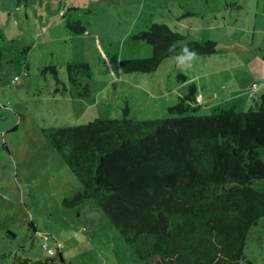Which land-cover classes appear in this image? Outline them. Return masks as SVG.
Listing matches in <instances>:
<instances>
[{
	"label": "rangeland",
	"instance_id": "374dc122",
	"mask_svg": "<svg viewBox=\"0 0 264 264\" xmlns=\"http://www.w3.org/2000/svg\"><path fill=\"white\" fill-rule=\"evenodd\" d=\"M153 22L183 35L180 43L214 40L216 52L124 73L120 61L150 56L133 35ZM0 51V264L16 255L36 264L47 248L62 254L57 264H143L92 198L63 203L82 186L44 131L121 119L124 108L137 120L170 117L191 83L207 102L196 114L213 112L209 98L246 110L248 87L264 81V0H0ZM253 188L264 191V180ZM243 251L264 264V216Z\"/></svg>",
	"mask_w": 264,
	"mask_h": 264
},
{
	"label": "trees",
	"instance_id": "16d2710c",
	"mask_svg": "<svg viewBox=\"0 0 264 264\" xmlns=\"http://www.w3.org/2000/svg\"><path fill=\"white\" fill-rule=\"evenodd\" d=\"M68 26L76 33L85 28ZM133 37L149 44L151 54L120 61L124 73L155 71L164 58L181 57L185 46L203 56L217 46L180 43L184 36L166 23L153 22ZM185 90L167 108L170 117L137 120L124 108L121 119L44 131L82 186L63 203L92 198L143 264H255L243 248L264 216V191L253 188L264 180V94L244 111L216 104L201 115L207 102L200 89L191 83ZM51 255L34 263H63L61 253ZM30 262L16 255L11 264Z\"/></svg>",
	"mask_w": 264,
	"mask_h": 264
},
{
	"label": "crops",
	"instance_id": "0c3cea01",
	"mask_svg": "<svg viewBox=\"0 0 264 264\" xmlns=\"http://www.w3.org/2000/svg\"><path fill=\"white\" fill-rule=\"evenodd\" d=\"M251 46L253 47V42H251ZM261 50H262L261 47H258V50H257V51L259 52V51H261ZM248 52H249V51H248ZM261 56H262V59H263V61H264V55L262 54ZM254 57H255V56H254ZM258 57H259V54H258ZM263 72H264V71H263ZM262 76H264V75H262ZM250 87H251V85H250ZM250 87H248V93H247L249 96H251V98H250L251 101L249 102V103H250L249 106H251L252 98H256L257 96H260L261 94H264V81L261 82V84H258V85L256 84V88H255L254 91H250V92H249V89L251 90ZM257 90L260 91V94H259V95H256V94H255ZM251 92H252L253 94H252ZM244 93H245V92H244V90H243V92H240V93L236 94L237 98H234V97H233V98H231V99L234 100V102H237V101H239L240 96H242ZM235 99H236V100H235ZM209 100H211L210 102H211L212 105H216V104H218V102H217V101H213V99H210V98H209ZM210 102H209V103H210ZM218 105H219V104H218ZM249 106H248V107H249Z\"/></svg>",
	"mask_w": 264,
	"mask_h": 264
},
{
	"label": "clouds",
	"instance_id": "9594fccd",
	"mask_svg": "<svg viewBox=\"0 0 264 264\" xmlns=\"http://www.w3.org/2000/svg\"><path fill=\"white\" fill-rule=\"evenodd\" d=\"M183 55L180 57V63L181 64H191L192 61H194L196 59V52L193 50V51H189L187 46H185L183 48Z\"/></svg>",
	"mask_w": 264,
	"mask_h": 264
},
{
	"label": "built area",
	"instance_id": "2783aa9c",
	"mask_svg": "<svg viewBox=\"0 0 264 264\" xmlns=\"http://www.w3.org/2000/svg\"><path fill=\"white\" fill-rule=\"evenodd\" d=\"M256 88V84L255 83H252L251 84V89H255ZM49 252H51V249H49Z\"/></svg>",
	"mask_w": 264,
	"mask_h": 264
}]
</instances>
